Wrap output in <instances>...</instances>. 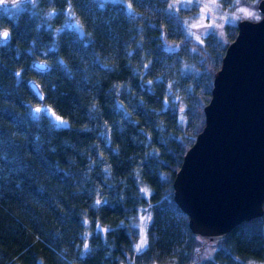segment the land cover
Segmentation results:
<instances>
[{"label":"trees","instance_id":"16d2710c","mask_svg":"<svg viewBox=\"0 0 264 264\" xmlns=\"http://www.w3.org/2000/svg\"><path fill=\"white\" fill-rule=\"evenodd\" d=\"M30 1L0 11L10 34L0 40V264L264 261V215L215 244L194 236L174 201L237 25L195 37L206 0ZM215 1L230 12L256 5ZM32 80L66 124L32 110Z\"/></svg>","mask_w":264,"mask_h":264},{"label":"water","instance_id":"95a60500","mask_svg":"<svg viewBox=\"0 0 264 264\" xmlns=\"http://www.w3.org/2000/svg\"><path fill=\"white\" fill-rule=\"evenodd\" d=\"M28 1L6 0V6ZM258 9L264 17V0ZM237 27L204 107L205 125L173 182L174 201L188 216L194 236L215 244L243 222L264 215V18L241 20ZM32 66L48 69L39 60ZM29 87L45 100L37 81Z\"/></svg>","mask_w":264,"mask_h":264},{"label":"rangeland","instance_id":"374dc122","mask_svg":"<svg viewBox=\"0 0 264 264\" xmlns=\"http://www.w3.org/2000/svg\"><path fill=\"white\" fill-rule=\"evenodd\" d=\"M199 1V0H198ZM30 5L31 6H35V4L37 3L36 0H31L30 1ZM253 2V0L251 1ZM252 4V3H251ZM22 4H18L15 5L12 9L13 10H20L23 9L24 7L21 6ZM204 5H207V8L204 10L203 7ZM241 8H248L250 11L256 13L257 11H259L258 9V5L256 4L255 7L253 6H244ZM10 9V7L6 6V2L4 4H0V11H8ZM239 9H236L233 12H230V10L228 9H221V7L219 6L218 2H216L214 0H206L202 2L201 8L198 12L197 18L194 19L192 21V32L194 34L195 37L202 39L204 36H206L208 33H210L211 31H222L223 28H218L216 27V25L218 24H226V23H230V24H238V22H240L241 20H243V18L245 17L242 13L239 12ZM222 17H227V19L222 20ZM80 35L84 36V32L80 31ZM168 96L170 98H172L175 102H177L179 100V96L175 93H173L170 89V85H169V91H168ZM165 107L168 106V101L166 100L164 102ZM143 228L144 231V235L146 237V243L143 244L139 249L136 248V250L141 251L144 250L147 246V231L145 226H142L141 229ZM141 234V233H140ZM141 242V236L139 241L136 243L140 244ZM252 264H264V261H259V262H254Z\"/></svg>","mask_w":264,"mask_h":264},{"label":"snow or ice","instance_id":"6c2138e0","mask_svg":"<svg viewBox=\"0 0 264 264\" xmlns=\"http://www.w3.org/2000/svg\"><path fill=\"white\" fill-rule=\"evenodd\" d=\"M214 2V0H213ZM180 5L181 7L183 6H188V7H191V6H199L198 4V0H180ZM176 7L175 4H170L169 5V8H174ZM207 8V5H204L203 9L205 10ZM239 12L242 13L245 17H252L255 13L250 11L248 8H240L239 9ZM78 27V26H77ZM9 37V33L7 31H4V32H0V38H4V39H7ZM43 102V99L39 100L38 103H42ZM33 111H35L36 113H42L45 108L44 107H37L35 109H32ZM47 110L49 111V114L52 116V118L60 125H64L66 124L67 122L64 121L62 119V117L58 116L54 110H52L50 107H47ZM141 221H146V220H149L150 217H147V216H141L140 217ZM146 243V237L144 235V231H143V228L141 229V242L140 244H137V249H139L143 244ZM88 245H85V248H87Z\"/></svg>","mask_w":264,"mask_h":264},{"label":"clouds","instance_id":"9594fccd","mask_svg":"<svg viewBox=\"0 0 264 264\" xmlns=\"http://www.w3.org/2000/svg\"><path fill=\"white\" fill-rule=\"evenodd\" d=\"M5 2H6V0H0V4H4ZM11 2L16 3V0H11ZM261 2H262V0H253V3H255L257 5ZM262 18H264V17H262V14L259 11H257L252 17H244L243 20L250 22V23H259V22H261ZM221 19L224 20V19H227V17H222ZM216 27L223 28L224 24H218V25H216ZM5 31H7V30H5ZM37 107H51V106L44 104L42 102L39 106H35L34 109Z\"/></svg>","mask_w":264,"mask_h":264}]
</instances>
